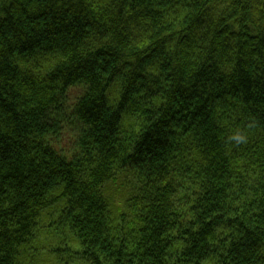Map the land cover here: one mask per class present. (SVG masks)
Returning <instances> with one entry per match:
<instances>
[{
  "label": "trees",
  "instance_id": "1",
  "mask_svg": "<svg viewBox=\"0 0 264 264\" xmlns=\"http://www.w3.org/2000/svg\"><path fill=\"white\" fill-rule=\"evenodd\" d=\"M43 251L264 264V0H0V264Z\"/></svg>",
  "mask_w": 264,
  "mask_h": 264
},
{
  "label": "rangeland",
  "instance_id": "2",
  "mask_svg": "<svg viewBox=\"0 0 264 264\" xmlns=\"http://www.w3.org/2000/svg\"><path fill=\"white\" fill-rule=\"evenodd\" d=\"M70 145H71V140L70 139H67V140L65 139L64 141H62L60 143V148L59 147L58 148L60 149V151L62 150L63 152H65L66 150H68L70 148ZM51 212H53V215H52L51 219H52V221H54L55 218H57V213H56L57 212V209H51ZM49 233H50V229L47 230V228L44 229L43 232L41 233V239L43 240L44 245H47L48 240H52V235L49 234ZM45 253H46V251H43L42 254H41V256H42V259L44 261L47 260L48 262L45 263L42 260L43 261V264H52V263L49 262V260H51L52 257L45 255Z\"/></svg>",
  "mask_w": 264,
  "mask_h": 264
},
{
  "label": "clouds",
  "instance_id": "3",
  "mask_svg": "<svg viewBox=\"0 0 264 264\" xmlns=\"http://www.w3.org/2000/svg\"><path fill=\"white\" fill-rule=\"evenodd\" d=\"M230 141H234L236 144H241L246 142V136L239 131H236L233 135L229 137Z\"/></svg>",
  "mask_w": 264,
  "mask_h": 264
}]
</instances>
